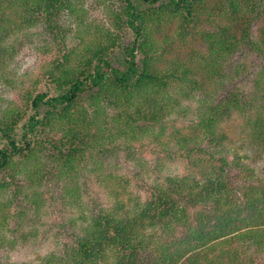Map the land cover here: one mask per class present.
I'll list each match as a JSON object with an SVG mask.
<instances>
[{
    "label": "trees",
    "instance_id": "16d2710c",
    "mask_svg": "<svg viewBox=\"0 0 264 264\" xmlns=\"http://www.w3.org/2000/svg\"><path fill=\"white\" fill-rule=\"evenodd\" d=\"M97 1L0 0V84L55 49L0 111V231L63 202L20 264H264V0Z\"/></svg>",
    "mask_w": 264,
    "mask_h": 264
},
{
    "label": "rangeland",
    "instance_id": "374dc122",
    "mask_svg": "<svg viewBox=\"0 0 264 264\" xmlns=\"http://www.w3.org/2000/svg\"><path fill=\"white\" fill-rule=\"evenodd\" d=\"M100 11L101 5L99 2L97 0H90L87 13L83 18L84 22L89 23L93 19L98 20L100 18H98ZM67 22L68 21H66V23ZM70 25L72 30L75 29L77 26L76 20H72ZM29 32L33 31L29 30ZM81 36L83 40H88L89 38L83 34ZM30 39L31 38L28 36L23 38L22 35L20 41L17 43L16 47L18 53L15 56V63H13L12 66L14 69L8 75L9 80L0 84V111L6 108L9 103H12V105L21 104V100L19 99L20 93L31 86L35 77L40 73L39 68L42 66V63L47 61L51 55L55 53L54 46L52 45L48 46L51 48L50 53L41 54L42 50L39 51L38 48L43 49V47H40L38 44L37 48H33L29 43ZM253 57L252 55L239 56L233 58V62H240L242 64L246 62L249 66L253 61ZM248 70L249 72L253 71L252 68H248ZM239 123H241V120H239ZM145 142L148 143V140L146 139ZM150 147L152 148V146ZM149 159L151 162L155 161L154 156ZM163 166L164 172H177L181 170V166H177L175 163L164 162ZM20 178V186H28L31 184L30 179L26 180L23 173L20 175ZM43 183V185H45L47 180ZM49 184H51V182L47 183V185ZM47 185L43 186V189H45ZM91 188H93V186H91ZM5 192L11 197H13L12 195L14 194L17 195L13 200L15 205L12 204L9 206L10 214L13 216L16 207H20L24 204L22 201H25V197L24 194L20 192L18 186L10 185V187L6 188ZM29 192L30 190L28 193ZM54 194L55 196L59 195L57 186H55ZM48 204H51V207L43 208L42 212L45 213H41L39 218H36L34 211L32 213L30 212L29 219L26 221L27 227L22 226L24 227L23 230L17 229V222L16 220H12L11 216L9 219H6L4 222L5 227L0 231V235L2 236L0 239V260L3 264H7V262H14L16 264H20L23 261L28 262L33 259L36 254H45L48 250L53 248L52 233L56 232L59 228L60 218L58 216L60 215L59 212H63V202L56 198L55 201L48 200ZM24 232H28L27 239H23L21 236Z\"/></svg>",
    "mask_w": 264,
    "mask_h": 264
}]
</instances>
